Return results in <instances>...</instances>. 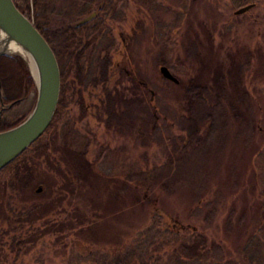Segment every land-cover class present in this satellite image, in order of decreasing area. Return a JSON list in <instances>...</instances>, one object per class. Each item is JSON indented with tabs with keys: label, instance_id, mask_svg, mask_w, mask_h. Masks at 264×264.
Masks as SVG:
<instances>
[{
	"label": "rangeland",
	"instance_id": "1",
	"mask_svg": "<svg viewBox=\"0 0 264 264\" xmlns=\"http://www.w3.org/2000/svg\"><path fill=\"white\" fill-rule=\"evenodd\" d=\"M83 1L45 0L38 12L60 26ZM235 9L230 0H144L142 41L131 49L143 104L127 94L137 118L108 128L85 116L70 136L57 124L26 151L21 179L0 180V264H149L157 253L161 264H232L230 249L245 253L240 264H264V0L251 10L256 21ZM35 98L34 82L0 117L27 116ZM207 107L221 115L213 125ZM160 233L203 234L206 247L175 258ZM249 233L259 242L251 250Z\"/></svg>",
	"mask_w": 264,
	"mask_h": 264
},
{
	"label": "flooded vegetation",
	"instance_id": "2",
	"mask_svg": "<svg viewBox=\"0 0 264 264\" xmlns=\"http://www.w3.org/2000/svg\"><path fill=\"white\" fill-rule=\"evenodd\" d=\"M87 1L92 4L88 15L94 13L88 21L93 20L78 23L81 17L71 24L63 22L61 26L68 29L58 35L61 89L57 124L60 133L68 136L80 134L76 125L85 116L108 128L113 123L124 125L126 120V127L128 120L139 113H127V104L134 100L127 97L129 91L136 97L133 104H143L144 82L139 69L132 65L131 49L142 41L144 0H84L78 9ZM249 3L253 6L240 15L246 13L256 21L251 12L256 2ZM132 7L135 14L129 15ZM126 81L132 84L130 90Z\"/></svg>",
	"mask_w": 264,
	"mask_h": 264
},
{
	"label": "trees",
	"instance_id": "3",
	"mask_svg": "<svg viewBox=\"0 0 264 264\" xmlns=\"http://www.w3.org/2000/svg\"><path fill=\"white\" fill-rule=\"evenodd\" d=\"M15 6L27 17L31 18L34 22L35 27L38 29V31L41 33V35L45 38V40L48 42L50 47L52 48L54 55L56 57V60L58 62L59 66V72H60V63H59V55H58V35L60 31H62L66 27L60 26H50L49 24V19L47 15L44 12L39 13L38 10L41 6H45V0H13ZM233 8L240 7L246 3H249L250 1H255L256 3L259 0H230ZM256 5V4H255ZM92 9V4L89 3L88 1L85 2L84 6L78 9L76 12V20L84 17L85 15H88L89 11ZM93 20V19H91ZM90 20V21H91ZM88 21V22H90ZM87 22V23H88ZM73 22H70V24ZM86 23V24H87ZM81 26H78L79 28ZM75 28V27H73ZM66 28L65 30H67ZM0 84H1V92L0 96L2 100H0V105H14L18 103L20 100L25 98L27 94L34 89V82L32 77L30 76L27 65L25 61L17 54L13 55H1L0 56ZM199 88V89H198ZM192 87V94L197 93L201 95V89L200 87ZM204 89H210L209 86H204ZM60 89H61V72H60ZM190 90V91H191ZM206 91V90H205ZM210 91V90H208ZM207 91V94H208ZM189 93V92H188ZM216 99L219 100L218 94L215 95ZM223 99H225V94H223ZM129 101V100H128ZM202 101V100H200ZM229 102V106L231 109L233 108L234 101L233 100H227ZM203 102V101H202ZM217 102L218 105H220ZM59 108H60V96L58 98L57 106L55 109V112L53 114V117L51 119L50 124L48 127L45 129V131L35 140L33 141L26 149H24L20 154H18L14 159L9 161L5 166H3L0 169V175H3L0 179L1 181L5 180V176L7 175L9 177L10 173H14V178H19L21 179V176L19 175V172L21 171V167H26L25 164V153L27 150L36 148L38 144L41 142L42 137L44 134L51 130L53 127H55L58 123V114H59ZM219 108V107H218ZM207 110L211 111L212 109H209L207 107L206 110H204V117L207 120H210V122L213 123L217 120V118H221V115H210L206 116L205 111ZM215 110V109H214ZM217 110V108H216ZM234 112V110H233ZM203 113L200 115H197L195 118L198 120L201 119ZM236 114V113H235ZM234 114V115H235ZM26 115L16 118V119H11V120H4L3 118L0 117V131L8 129L16 124H18L20 121L24 119ZM212 116V117H211ZM237 117V116H236ZM193 120L192 118L189 119L188 121ZM198 140V139H197ZM87 162V161H86ZM83 165L86 167H92L91 164H86L85 162H81ZM22 164V165H21ZM27 168V167H26ZM141 169H139V166L135 167L134 170L137 169L141 171H146V169L142 166H140ZM145 169V170H144ZM129 171V169L126 170V172ZM139 180V179H138ZM13 179H6V182H12ZM155 219V222L158 224L160 222V215L155 214L153 216ZM162 236L166 235L169 236V239L165 240L169 246L172 247V256L175 258H186V257H195L199 256L201 253L203 254V250L206 247V237L202 234L200 236L194 235V236H184L179 233H160ZM255 237L249 233V250L255 249L258 247V241L254 240ZM170 243V244H169ZM212 248L214 250L215 254H219V251L221 252L223 250V245L222 243L219 242H214L212 244ZM207 249L209 250L210 247L207 246ZM202 251V252H201ZM228 257V263H241L239 260L245 258V253L243 255H238V252L234 253L231 249L229 253L226 254ZM224 257V254L221 255L220 257ZM162 259V255L157 253L155 256L150 255L149 256V264H161L160 261ZM115 262H118L115 261Z\"/></svg>",
	"mask_w": 264,
	"mask_h": 264
},
{
	"label": "water",
	"instance_id": "4",
	"mask_svg": "<svg viewBox=\"0 0 264 264\" xmlns=\"http://www.w3.org/2000/svg\"><path fill=\"white\" fill-rule=\"evenodd\" d=\"M252 6L253 3L240 6L234 13L241 14ZM93 15L94 13H91L83 17L78 23L88 21ZM0 30L8 41L15 42L29 52L38 71L37 81L32 74L36 85V98L32 110L18 124L0 131L1 169L35 141L50 124L59 98L60 72L52 48L35 27L33 20L23 14L13 0H0ZM13 54L19 55L28 68L30 67L22 52L10 51L7 48L0 50V56ZM159 71L164 78L178 83L177 77L167 66L161 65Z\"/></svg>",
	"mask_w": 264,
	"mask_h": 264
},
{
	"label": "bare ground",
	"instance_id": "5",
	"mask_svg": "<svg viewBox=\"0 0 264 264\" xmlns=\"http://www.w3.org/2000/svg\"><path fill=\"white\" fill-rule=\"evenodd\" d=\"M7 48L10 51L22 52L31 68L32 74L36 81L38 80V71L32 56L23 47L19 46L15 42L8 41L6 35L0 30V50Z\"/></svg>",
	"mask_w": 264,
	"mask_h": 264
}]
</instances>
